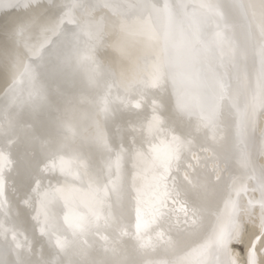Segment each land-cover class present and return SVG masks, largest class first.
Listing matches in <instances>:
<instances>
[{
	"label": "snow or ice",
	"instance_id": "snow-or-ice-1",
	"mask_svg": "<svg viewBox=\"0 0 264 264\" xmlns=\"http://www.w3.org/2000/svg\"><path fill=\"white\" fill-rule=\"evenodd\" d=\"M0 264H264V0H0Z\"/></svg>",
	"mask_w": 264,
	"mask_h": 264
}]
</instances>
